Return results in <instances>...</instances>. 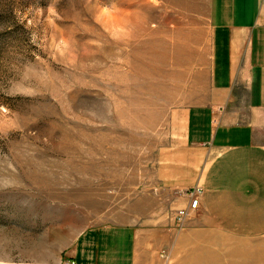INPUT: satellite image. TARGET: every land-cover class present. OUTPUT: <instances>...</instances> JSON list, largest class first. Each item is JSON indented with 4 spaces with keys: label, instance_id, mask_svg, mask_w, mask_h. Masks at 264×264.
I'll return each mask as SVG.
<instances>
[{
    "label": "rangeland",
    "instance_id": "1",
    "mask_svg": "<svg viewBox=\"0 0 264 264\" xmlns=\"http://www.w3.org/2000/svg\"><path fill=\"white\" fill-rule=\"evenodd\" d=\"M200 98L202 0H0V264H59L125 216L200 264H264L262 208L176 221L198 176L163 174Z\"/></svg>",
    "mask_w": 264,
    "mask_h": 264
},
{
    "label": "crops",
    "instance_id": "2",
    "mask_svg": "<svg viewBox=\"0 0 264 264\" xmlns=\"http://www.w3.org/2000/svg\"><path fill=\"white\" fill-rule=\"evenodd\" d=\"M175 144L169 160L176 165L163 176L172 194L198 176L200 208L191 219L223 231L233 209L251 206L264 219V0H202V99L185 110ZM139 223L125 216L80 233L59 264L202 263V248L175 247L174 230Z\"/></svg>",
    "mask_w": 264,
    "mask_h": 264
},
{
    "label": "built area",
    "instance_id": "3",
    "mask_svg": "<svg viewBox=\"0 0 264 264\" xmlns=\"http://www.w3.org/2000/svg\"><path fill=\"white\" fill-rule=\"evenodd\" d=\"M202 194V190L197 188L189 193L190 196V204L187 209H182L177 212L176 221L180 225H184L185 221L188 220L191 216L196 214L200 208V195ZM75 264V263H68Z\"/></svg>",
    "mask_w": 264,
    "mask_h": 264
},
{
    "label": "bare ground",
    "instance_id": "4",
    "mask_svg": "<svg viewBox=\"0 0 264 264\" xmlns=\"http://www.w3.org/2000/svg\"><path fill=\"white\" fill-rule=\"evenodd\" d=\"M175 218H176V216H175Z\"/></svg>",
    "mask_w": 264,
    "mask_h": 264
}]
</instances>
